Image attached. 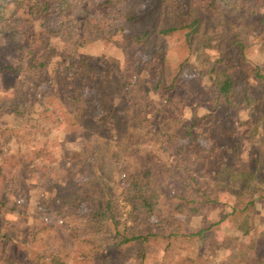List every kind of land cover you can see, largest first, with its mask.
Returning <instances> with one entry per match:
<instances>
[{"label":"rangeland","instance_id":"obj_1","mask_svg":"<svg viewBox=\"0 0 264 264\" xmlns=\"http://www.w3.org/2000/svg\"><path fill=\"white\" fill-rule=\"evenodd\" d=\"M3 1L10 11L7 29L21 45H27L28 35L29 44L38 43L36 35L48 31L56 60L74 52L78 61L87 56L94 80L84 91L85 102L77 105L60 92L71 90L66 82L51 93L42 83L48 78L13 77L0 64V233L7 236L0 251L14 241L20 243V264H27L32 252L62 256L66 264H97L86 254L93 247L84 243L81 218L104 201L98 175L107 173L117 199L125 176L140 162L168 187L167 198L180 190L190 196L182 175L197 172L200 184L212 187L222 204L233 202L231 192L244 187L242 170L255 171L263 161L252 136L234 132L243 133L240 123L264 116V86L246 70L251 63L264 66V31L243 27L254 17L234 14L221 2L212 5L213 0H72L69 19H39L33 13L48 0ZM175 27L172 34L160 33ZM147 33L143 42L136 40ZM16 56L0 46V61L18 64ZM227 76L235 80L238 110L217 98ZM24 103L25 117L9 113ZM79 108L87 118L79 117ZM195 123L194 150L186 132ZM100 147L105 149L97 151ZM258 175L252 187H264V174ZM227 213L220 209L208 216L212 224L222 221L210 247L219 249L225 237L237 235L240 218H225ZM261 215L259 205L254 217ZM174 219L187 223L188 232L202 223L186 219L180 208ZM69 228L80 232L77 241ZM262 237L255 250L264 256ZM240 241L256 253L251 236ZM165 248L166 243L151 244L143 264H187L188 254ZM217 256L215 264L240 258Z\"/></svg>","mask_w":264,"mask_h":264},{"label":"trees","instance_id":"obj_2","mask_svg":"<svg viewBox=\"0 0 264 264\" xmlns=\"http://www.w3.org/2000/svg\"><path fill=\"white\" fill-rule=\"evenodd\" d=\"M217 2L226 4L227 9L234 14L255 18L254 22L247 23L244 20L243 27L258 32L264 31V0H213L212 5ZM36 10L33 14L39 19L56 15L60 20H67L72 16L73 4L72 0H48ZM9 13L6 3L0 0V46L10 51L12 49L17 54L16 59L19 56L18 62L20 63L17 64L15 60L12 65H8L5 60H2L0 64L3 66V71H8L7 74L13 77L34 74L48 78L42 83L47 84L51 93L61 88L60 82H66L71 90L68 92L63 88L60 92L70 94L77 105L85 102L84 93L94 80L93 72L87 65L88 57L82 55L78 61L74 52L70 55L65 54L56 60L54 49L49 48V41L52 37H48V34H51L48 31L36 35L38 43L29 44L31 39L28 35L27 45H21L16 40V34L7 29ZM197 29L198 27L195 26L193 33L197 32ZM176 31L178 29L175 27L164 29L160 33L169 35ZM148 34L150 33L136 40L143 42L149 36ZM262 42L264 43V40ZM73 69H76V72ZM246 70L248 77L254 78L264 86V66L251 63ZM235 87V80L231 76L225 77L217 98L230 109L238 110L240 103L235 97ZM37 96L36 93L35 97ZM246 100H248L247 96L244 97L243 102ZM28 110L29 108L24 103L23 106L19 104L16 109H11L9 113L23 118L29 114ZM77 111L80 114L79 117L83 115L87 118L85 109L79 108ZM195 126H197L196 123L189 126L186 132V138L190 140L189 148L194 150L198 148L194 146L197 136L192 130ZM241 129L244 130L243 133L234 132L252 136L258 144L263 161L255 171L245 170V168L242 170L241 177L244 187L231 192L235 199L229 205L222 204L216 193L212 191V187L207 184L202 186L200 181L202 179L198 178V173H189V169L185 170L188 174L182 175V180L186 191L191 195H182L180 190L171 199L167 198L168 187L159 185L150 173L152 170L142 167L147 166L145 162L138 163L139 167H135L132 170L134 172L125 176V188L117 199L113 197L114 191L107 184V173L104 175L99 173L98 181L104 201L95 212L85 214L81 218L82 225H84L82 232L87 235L84 243L93 247L91 251H87V256L97 264H129L130 262L143 264L147 260V250L151 244L166 243V250L186 253L185 256L188 254V258L183 260L187 264H215L214 260L217 259L218 254L227 253L231 255L236 253L240 257L239 261L234 264H264V256L248 251L245 243L240 241L242 238L252 236L260 242L264 236V215H261L263 217L260 219L254 217L257 207L264 206V187L257 185L252 187L253 181L259 177L258 174L260 172L264 174V116L259 121L247 120L240 123ZM104 149L105 147H100L97 151ZM100 154L106 153H99L96 156L97 160L104 158ZM132 166L134 167L135 164ZM132 166L126 171H130ZM146 170L149 172H145ZM96 171H100L99 163ZM174 185V181L169 183V186L174 187ZM179 208L186 219H200L202 222L200 228L191 232L186 231L187 223L174 219L175 212ZM220 209L229 211L225 218L238 216L240 223L235 229L237 235H228L224 238L221 248L215 249L209 246V240L222 221L212 224L208 221V216ZM69 231L70 236L77 241L80 232L72 228H69ZM6 237L0 233V243L6 241ZM13 243L14 245L7 251H0L1 264H20L17 248L20 243L14 241ZM189 247L193 249L189 250ZM192 254H194L193 257ZM98 256L101 258L97 259ZM230 263H232L231 259ZM27 264H66V262L62 256L32 252Z\"/></svg>","mask_w":264,"mask_h":264},{"label":"crops","instance_id":"obj_3","mask_svg":"<svg viewBox=\"0 0 264 264\" xmlns=\"http://www.w3.org/2000/svg\"><path fill=\"white\" fill-rule=\"evenodd\" d=\"M251 243H252L253 245L256 246V247L254 248V250H255V249H258L260 242L257 241L255 238H252V236H251ZM255 252H256L257 255H261V254H259V252H257L256 250H255ZM262 256H263V255H262Z\"/></svg>","mask_w":264,"mask_h":264}]
</instances>
